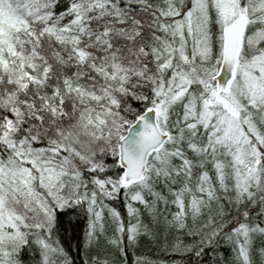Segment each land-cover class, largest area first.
Listing matches in <instances>:
<instances>
[{
	"label": "snow or ice",
	"instance_id": "snow-or-ice-1",
	"mask_svg": "<svg viewBox=\"0 0 264 264\" xmlns=\"http://www.w3.org/2000/svg\"><path fill=\"white\" fill-rule=\"evenodd\" d=\"M0 264H264V0H0Z\"/></svg>",
	"mask_w": 264,
	"mask_h": 264
},
{
	"label": "trees",
	"instance_id": "trees-1",
	"mask_svg": "<svg viewBox=\"0 0 264 264\" xmlns=\"http://www.w3.org/2000/svg\"><path fill=\"white\" fill-rule=\"evenodd\" d=\"M70 243H71V248H72V255L75 257L76 256V251H75L76 240L75 239H72L70 241Z\"/></svg>",
	"mask_w": 264,
	"mask_h": 264
}]
</instances>
